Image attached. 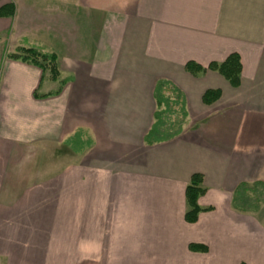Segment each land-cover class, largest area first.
<instances>
[{
    "label": "crops",
    "instance_id": "obj_1",
    "mask_svg": "<svg viewBox=\"0 0 264 264\" xmlns=\"http://www.w3.org/2000/svg\"><path fill=\"white\" fill-rule=\"evenodd\" d=\"M114 1L0 0L15 6L12 18L0 17V41L53 52L64 81L2 57L0 264H48V251L77 252L67 240L63 250L54 246V221L68 209V236L101 241L97 264L120 262L109 253L131 245L133 264H264V200L233 205L239 184L264 186V0ZM233 52L238 87L217 71L184 68ZM159 78L183 91L189 115L177 137L147 145ZM211 88L221 96L205 105ZM239 107L260 115L242 117ZM191 112L200 122L190 127ZM194 173L205 192L188 223Z\"/></svg>",
    "mask_w": 264,
    "mask_h": 264
},
{
    "label": "trees",
    "instance_id": "obj_2",
    "mask_svg": "<svg viewBox=\"0 0 264 264\" xmlns=\"http://www.w3.org/2000/svg\"><path fill=\"white\" fill-rule=\"evenodd\" d=\"M14 12L15 6L12 2L0 6V17L12 18ZM7 56L11 59L38 66L43 73H48V78L52 81H59L61 84L64 82L60 79L58 60L53 52L42 51L34 47H21L17 50V53H10ZM184 68L193 76L203 74L207 70L217 71L233 87H238L241 82V58L236 52L230 53L222 62H210L206 67L190 60L185 63ZM34 96L39 97L36 92ZM220 96L221 90L219 88L206 89L202 94L201 100L205 105H211ZM153 97L155 100V109L152 114L153 121L143 137V141L147 145L166 142L177 137L187 123L189 115L183 91L171 80L166 78L157 79L153 87ZM202 179L200 173L192 174L185 188L188 209L184 214V220L188 223L195 222L199 212L202 210L197 203L198 197L205 192ZM254 183H259L264 189L262 183ZM247 185V183H241L234 191L233 205L236 208L250 209L257 206L256 203L250 204L247 200L250 199L245 194ZM249 191L255 192L253 189ZM189 249L192 251H206L207 248L205 245L191 243L189 244Z\"/></svg>",
    "mask_w": 264,
    "mask_h": 264
},
{
    "label": "rangeland",
    "instance_id": "obj_3",
    "mask_svg": "<svg viewBox=\"0 0 264 264\" xmlns=\"http://www.w3.org/2000/svg\"><path fill=\"white\" fill-rule=\"evenodd\" d=\"M123 0H115L114 3H120L122 2ZM126 2L130 1V0H125ZM127 2V3H128ZM43 10L45 11V9L49 8L47 7V5H44L43 7ZM6 38V37H5ZM32 44H35V43H32ZM11 43H10V39H2V41H0V63L2 61V57L10 54V53H17V50H18V46L16 47H12L11 48ZM25 46H28V47H35V48H38L41 50V46L37 47L38 45H25ZM7 57V56H6ZM239 114H241L242 117H249V115H252V116H258L260 115L258 112H259V109H252V108H245V107H239ZM214 108L210 107L209 108V114H215L217 111H213ZM257 110V111H255ZM201 115H205V113H201ZM191 122L189 124V126H193L194 124L200 122L198 121V116H196V114H194L193 112H191ZM75 144L76 148L78 146H81L80 144H85V142H79L78 140H74L73 142H71V144ZM67 150L66 149H62V154L65 155V153ZM69 157L66 156L64 157L63 156V159H65V163H67V165H70V163H72L69 159ZM79 164V160L78 162H76ZM247 191H246V195H248V197L250 199H247L248 202L250 204H254L256 203V205L259 204V202L261 200H264V189L263 187H261L259 185V183H247ZM250 189H253L255 190V192L253 193L252 191H249ZM69 208L70 206L73 207L72 205H67ZM257 207V206H256ZM64 209V207H63ZM70 211V213H67V214H63L61 213V215L58 213L57 215V219L54 221L56 223V227H57V231L60 232V236H56V240H55V243H54V246L55 245H59L60 247H58L59 249H64V248H67L70 244L71 245H75V247H78L79 250L77 252H71V251H68V252H64V251H53V252H46V257H47V260H51V262H47L48 264H97V260L99 255L102 254L101 252L97 251L98 249H100V247L97 246V244L99 245L101 243V241H97V237H94V240L92 241L90 238L91 237H88V238H85L84 236L83 237H80V236H68V232L66 233L67 230H70L69 229V221L68 220V217L69 216H72L73 213L70 209H68ZM65 211V210H64ZM61 240V241H60ZM67 240V243L69 244L68 246L65 244V241ZM60 242V243H59ZM100 242V243H99ZM84 244H94V247L93 246H89L88 250L90 249H93V251H90V253L88 252V259L86 258L85 259V256L87 257V250L83 251L82 249L84 248ZM51 247H53V244H51ZM129 247V246H127ZM132 245L130 246V250L128 251H119V252H115L114 250L109 253L110 255V261L112 260H120V262H117L115 261L116 263L115 264H133L134 263V259H135V253L132 251L131 249ZM54 249V247H53ZM56 250V249H55ZM70 255V256H67V255ZM74 256V257H73ZM93 256V257H91ZM53 257V258H51ZM82 257V258H81ZM94 259V261H92L91 259ZM111 263V262H110ZM113 264V263H111Z\"/></svg>",
    "mask_w": 264,
    "mask_h": 264
}]
</instances>
